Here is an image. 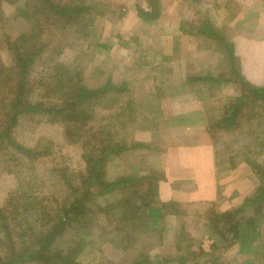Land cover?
Instances as JSON below:
<instances>
[{
    "label": "trees",
    "instance_id": "trees-1",
    "mask_svg": "<svg viewBox=\"0 0 264 264\" xmlns=\"http://www.w3.org/2000/svg\"><path fill=\"white\" fill-rule=\"evenodd\" d=\"M4 1L9 0H0V28L5 25L4 21H8L1 14ZM158 4L157 0H146L148 11L138 8L139 19L143 23L155 22L160 15ZM97 6L96 1L89 5L87 0H25L11 10L12 18L23 22L26 31L13 40L3 33L5 40L0 46L9 57L6 64L0 56V151L5 146L14 162L46 156L48 152H40L38 146L25 148L16 143L13 135L19 119L44 117L48 123L61 124L67 140L81 148L84 170L71 173L66 168L51 169L50 177L61 184L62 195L50 200L41 198V190L45 187L39 179L28 180L25 184L20 181L16 192L6 200V208L0 209V264H115L104 257L102 245L97 241L104 239L110 247L129 253L134 243H139L133 238L135 230L137 233L139 229L138 234L144 232L149 242L157 244L163 239L168 240L165 238L168 233L172 240H176L174 245L177 247L185 239L183 233L186 228L182 221L188 215L185 207L178 203L160 202L157 197L160 176L139 166L135 170L132 166L136 160L141 164L145 153H139L135 158L131 153L136 149L146 151L148 143L136 141L130 145H119L116 133L113 136L110 130L89 128L93 118L89 106L101 107L98 100L102 101L105 91L102 87L95 91L85 90L79 76L71 74L68 67L57 60V55L66 45L64 35L69 34V38L89 35L93 21L90 17L97 14L93 13ZM45 56H48L46 64H40ZM228 61L237 82L244 86L245 94L235 99L234 105L224 107V117L217 127L229 125L247 98L257 102L258 108L264 104V87L252 88L241 80L231 52ZM109 90L126 92L124 85L119 88L110 85ZM90 96L94 100L89 99ZM110 102L111 109L115 110L117 100L114 98ZM134 105L131 100L127 101L126 106ZM123 108L117 110L122 111ZM150 108L147 115L155 113L154 109L150 112ZM130 110L135 112L133 107ZM124 114V111L122 114H110L109 122L114 120L111 126L115 127L116 122L122 123ZM77 120H82L80 130L74 125ZM140 125L138 129L142 133L149 131V127L154 128L153 117L143 118ZM86 128L97 143L87 145L85 137L90 136L83 138L88 131ZM78 131L81 133L77 134ZM209 132L211 134V129ZM262 151L264 153L263 147ZM115 156L123 158L125 172L123 177L108 182L104 171L106 159ZM229 160L232 164V158ZM246 162L257 178V187L252 195L240 206L226 212L213 210V204H207L203 212L209 230L220 239L223 250L238 246L241 253H247L250 237L260 235L259 218L264 216V168L255 162ZM37 185L39 187L36 188ZM106 194H115L114 199L99 208L95 204L90 206L98 196ZM168 218L173 219L171 224H168ZM102 222H106L107 227L94 234L93 226ZM214 243L210 247L216 251L220 245ZM143 247L144 244L134 256L129 253L125 264H151ZM199 250L198 255L189 254L192 261L200 256L201 260L205 259L204 264L216 263L212 254ZM183 260L181 256L171 259L156 254L154 262L184 264ZM257 263L264 264L263 260Z\"/></svg>",
    "mask_w": 264,
    "mask_h": 264
},
{
    "label": "rangeland",
    "instance_id": "rangeland-1",
    "mask_svg": "<svg viewBox=\"0 0 264 264\" xmlns=\"http://www.w3.org/2000/svg\"><path fill=\"white\" fill-rule=\"evenodd\" d=\"M23 1L25 0H9L7 2L14 3L8 4L6 1L3 4L1 3V14L8 21H4L5 25L0 28V46L3 44L2 41L5 40L3 33L9 35V38L13 40L18 34L26 31L25 24L14 20L12 18L13 13H11L12 8L14 9L15 5ZM95 1L98 6L93 13L97 14L90 17L93 18V21L89 35L84 36V38L79 35L74 38H69V34L64 35L66 45L60 55H57V60L68 67L71 74L79 76V81H81V85L85 90L95 91L98 87H102L105 91L102 95V101L98 100L102 103V108L96 107L94 104L89 106L90 114L93 118L88 127L93 130L99 129V131L110 130V134L113 136L116 133L119 145H130L136 141L147 143L150 140L153 141L154 133H142L138 128L141 126L140 123H142L143 118L148 117L150 119L153 117V114L147 115L148 112H144L148 106V101H150L148 97L158 95L164 88L172 89V87H168L169 83L163 86L161 78L168 76L169 80H171L174 76L182 79L194 78V76H197V78L209 77L210 79L206 85L212 91V98L204 101L203 105L207 108L210 116L208 126H211V134L209 133V135L214 138L213 145L218 149L216 153L218 156L220 154L225 156V161L232 158V162L238 164L235 171L241 173L237 177L240 181L238 182V190L240 192L245 191L249 186L246 180V176L248 175L249 177V174L252 176L251 180H253H250L252 182L249 188V190L251 189L250 193L255 190L257 178L251 172L246 161L258 163L264 168V153L263 151L261 153V147L264 148V104L258 108L257 102L247 98L246 101L244 100L243 106L239 108V114L228 123L229 125L217 127L218 122L224 117V107L228 108L229 105H234V100L245 94L244 86L237 82V77L232 74L230 65L228 66L225 50L218 47L220 45L219 39L210 37L208 42L204 43L203 36L200 35L196 36V38L186 39V41L184 39V42H182L183 47L178 41H176L175 45V40L172 38L176 37L171 35L177 29V21L164 17V20L153 22L155 24H152L153 26L150 25L151 29L148 25H136V22L139 21H136V3L134 4L132 0H87V3L91 5ZM162 1L166 6L169 2L170 4L172 3L170 0ZM163 4L157 5L160 12L163 9ZM251 4L256 5L255 9L250 8L248 10L244 24L251 21L250 25H248L254 27L255 23L253 22L256 21V17L260 21H264V0H252ZM141 6L144 7V10H148L146 4ZM201 7L198 10L191 8L187 10L186 14L200 17L205 12L211 14L213 11L211 5L204 7L201 5ZM231 11L230 13H232ZM129 12L132 13L128 15ZM232 16L236 17L237 15L233 13ZM212 17L217 27H221L223 24V31L221 30L222 32L219 33L223 38L225 34H228V32H225V25L227 26L226 13L216 10ZM122 18H124V25L121 23ZM165 29H168V31H165ZM217 32H220V30L217 29ZM226 40H230V37H226ZM211 43L216 45L207 48V45ZM203 45H205L204 48H202ZM167 48L169 51L166 52ZM172 49L174 50L172 51ZM0 56L4 63L7 64L9 62L5 49H0ZM223 56L224 59L222 58ZM46 58L48 56L43 57L40 64H46ZM154 61L156 63L162 62L167 69H154L152 66ZM145 62H149L148 66H144L146 65ZM172 62L174 67L169 64ZM160 66L162 67V65ZM168 70L170 71L168 72ZM238 73L240 74V70H238ZM241 80L252 88L264 87V83L260 87L249 84L242 76ZM110 85L114 88L124 85L126 92L108 91ZM191 86L197 90L201 85L194 83ZM114 98L117 100L114 104L115 110L111 109L110 106V101ZM89 99L94 100L93 96H90ZM128 100H131L135 105L126 106ZM121 107H124L122 111L125 112L124 116L121 117L122 123L118 124L116 122L115 127H112L111 124L114 120L109 122L111 119L109 115L116 112L122 114L121 110H117ZM132 107L135 112H131L130 108ZM32 118L19 119L14 127V141L25 148L38 146L40 152H48V154L40 157L41 159L38 158L32 161H26V159L20 161V159L18 162H14L9 158V151L2 144L4 147L0 151V209L6 208V200L16 192L20 181L25 184L28 180L39 179L45 187V189L41 190L43 196L41 198L50 200L53 197L62 195L61 184L54 181L53 176L50 177L49 171L51 169L66 168L71 173H81L84 170V163L81 157L82 150L78 145L67 140L63 134L62 125L48 123L44 117L32 116ZM77 122L74 123L75 128L80 130L82 120ZM212 125H214V128ZM89 128H86L88 131H85L83 138L91 135ZM161 128L163 127L160 126V130ZM79 133L81 132L78 131L77 134ZM83 138L82 141L84 142ZM85 139L87 145L97 143L92 136L85 137ZM145 152L144 150L136 149L131 155L135 158L138 156L137 154ZM156 161L154 156L145 155L141 164L136 160L132 166L135 170L140 167L144 171L152 169L157 171ZM8 169L11 171H7ZM104 171L105 179L108 182L123 177L125 172L123 158L121 156L107 158ZM226 174L227 172H225ZM35 187L37 188L39 185ZM224 191L225 196H227L230 189H225ZM114 196L115 194L98 196L96 201L93 200L90 206L92 207L95 204L99 208V206L101 207L111 202ZM242 200L243 196H239L229 205L226 204L225 207H238L241 205L240 202ZM206 205L199 202L182 206L183 208L185 207L184 209L189 216L187 215V217L182 219L186 228L185 234L183 233L185 239L182 240L183 242H179V247L174 245L176 240L171 239L170 233L167 234V237L165 236L168 240L163 239L161 243L157 244L156 242H149L144 232L138 234L141 231L139 229L137 233L135 230L133 238L137 239L139 243L141 241L140 248L139 243H134L131 249L132 253L128 252L134 256L144 244L142 249L147 251L151 264H156L154 262L156 254L171 259L181 256L184 259V264H204L205 259H203L204 261L201 260L200 256L195 261H192V257L189 256L191 253L198 255L199 249L212 254L216 258L215 264H259L257 262H260V260L264 262V216H262L263 218L259 216L261 233L257 237H250V247L247 253H241L238 246L223 250L220 239L209 230L208 222L203 217ZM213 205V210L217 211L215 203ZM262 211H264V207ZM172 222L173 219L168 218V224ZM105 227H107L106 222L98 223L93 226L92 231L94 234H98L101 228ZM259 228L257 229L258 231ZM90 230L88 229V231ZM214 242L220 245L216 251L210 247ZM97 244L102 245L104 257L111 262L115 264L127 263L129 253L110 247L109 243L104 241V239L97 241ZM185 245L188 248H185Z\"/></svg>",
    "mask_w": 264,
    "mask_h": 264
},
{
    "label": "crops",
    "instance_id": "crops-1",
    "mask_svg": "<svg viewBox=\"0 0 264 264\" xmlns=\"http://www.w3.org/2000/svg\"><path fill=\"white\" fill-rule=\"evenodd\" d=\"M132 1L134 4L136 3L135 11L138 8L144 10L141 5L146 4V0ZM157 1L159 4H163L162 0ZM170 1L172 5L170 2L167 6L163 4V7L162 5L163 9L157 20L161 21L164 20V17H168L169 20L177 21V29L171 35L176 37L172 38L175 40V45L178 41L183 47L182 42H184V39L186 41V39L196 38L200 35L203 36L204 43L208 42V38L216 37L220 42L218 47L224 49L227 54V61L228 54L231 52L233 60H236L234 62L236 68L240 70V74L245 81L258 87L264 83V21H260L255 16L254 27L249 26L251 21L244 24L248 10L250 8L255 9L256 5L251 4L252 0ZM201 5L203 7L211 5L213 7L211 14L205 12L200 17L186 14L187 10L191 8L198 10ZM216 10L226 13L227 26L224 25L225 32H228V34H225L223 38L219 34L223 31V24L221 27H217L212 17ZM230 10H232V13H230ZM130 13L132 12H129L128 15ZM233 13L237 16H232ZM135 18L136 21H139L136 22V25H148L151 28L150 25L155 24L143 23L137 12ZM121 23L124 25V18L121 19ZM217 29L220 32H217ZM165 31H168V29H165ZM226 37H230V40L227 41ZM214 45L216 44L211 43L207 45V48ZM167 51H169L168 48ZM222 58L224 59V56ZM145 64L144 66H148L149 62H145ZM169 64L174 67L173 62ZM152 66L154 69H167L162 62L156 63L154 61ZM176 77L174 76L173 79L169 80L168 76H163L161 78L162 85L169 83L168 87H172V89L164 88L158 95L148 97L150 101L147 103L148 106H151L150 112L153 109L155 110V113H152L155 126L152 129L149 127V131H146L154 133V140L148 142L145 155L154 156L157 160V171L152 169L151 172L160 176L157 182L158 200L162 203L173 202L182 206L191 203L212 204L214 202L218 212L236 208L235 206H228L227 208L225 205H229L239 196H243L242 203L250 197L254 191L250 193L251 189L249 190L253 180H251L252 176L250 174L249 177L247 175L248 179L246 178V180L249 186L245 191L240 192L238 190V182L240 181L237 177L241 173L235 171L238 164L234 162L231 164L230 160H224L225 156H222V154L218 156L216 153L218 149L213 145L214 138L209 135L211 129V126H208L210 116L207 108L203 105L204 101L212 98V91L206 85L210 78H197V76H194V78L182 79ZM194 83L201 86L196 90L195 87L191 86ZM149 107L146 109L147 112ZM152 125L154 124L152 123ZM160 126L163 127L161 130ZM225 172H227L226 175ZM225 189H230L227 196H225ZM217 190H219V193ZM241 202L240 204H242Z\"/></svg>",
    "mask_w": 264,
    "mask_h": 264
}]
</instances>
